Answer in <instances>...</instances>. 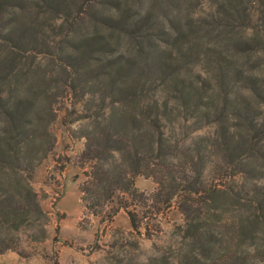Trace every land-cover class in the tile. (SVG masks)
I'll use <instances>...</instances> for the list:
<instances>
[{
    "label": "trees",
    "instance_id": "trees-1",
    "mask_svg": "<svg viewBox=\"0 0 264 264\" xmlns=\"http://www.w3.org/2000/svg\"><path fill=\"white\" fill-rule=\"evenodd\" d=\"M209 2L216 11L189 9L174 24L173 0H0V168L32 180L36 158L52 153L34 131L47 75L31 74L40 55L70 50L52 59L92 120L84 207L107 220L124 209L140 232L133 206L161 212L176 199L184 247L158 264H264V24L248 35L242 0ZM139 175L158 192H141ZM41 212L28 180L0 178V254L18 249L11 231Z\"/></svg>",
    "mask_w": 264,
    "mask_h": 264
},
{
    "label": "rangeland",
    "instance_id": "rangeland-1",
    "mask_svg": "<svg viewBox=\"0 0 264 264\" xmlns=\"http://www.w3.org/2000/svg\"><path fill=\"white\" fill-rule=\"evenodd\" d=\"M242 2L252 17V29L248 35H254V28L260 29L264 24L261 21L264 0ZM171 4L174 24L180 20L186 21L189 9L195 17H202L216 11L217 7H212L213 3L209 0H173ZM101 11L105 12L103 8ZM32 16L30 14V19ZM33 21L34 19L31 20ZM51 25L55 27V33L61 30L59 20L51 21ZM85 27L92 31L89 23H85ZM51 34L54 33L49 29L45 37L52 36ZM165 38L170 39L169 36ZM43 40L41 37L38 41ZM119 49L127 51L124 44L119 45ZM69 52L70 50L65 49L59 52L51 50L49 55L33 59L38 73L36 76L31 74V78H43L46 74L47 78L43 81L48 85V92L39 98L37 104L38 119L35 118L34 131L39 138L38 143L48 139L54 147L46 158L41 159L43 154L36 158L32 180H29L25 172L15 174L8 168H0L1 179H16L22 184L28 180L42 210L32 221L11 231L18 249L0 254V264H158L163 257L170 259L172 252H178L184 247L182 236L183 229L187 226L176 199L168 207L160 208L161 212H157L158 208L151 204L145 208L133 206L131 210L138 212L144 223L140 232L132 228L124 209L107 220L104 215H94L84 207L81 189L89 180L91 164L82 159L86 145V138L82 136L93 130L92 120L84 118L88 115L85 103L78 101L79 97L70 93L64 85L67 75L52 59ZM195 67L191 76L200 80L198 73L202 67ZM256 72L264 75V62ZM47 79L51 80L49 84ZM7 127L0 117V138L9 129ZM210 131L213 129L207 128L204 132ZM135 186L147 195L159 190V185L152 177L143 175L135 178ZM145 225L147 229L144 228ZM6 230L4 227L3 231L7 233Z\"/></svg>",
    "mask_w": 264,
    "mask_h": 264
}]
</instances>
